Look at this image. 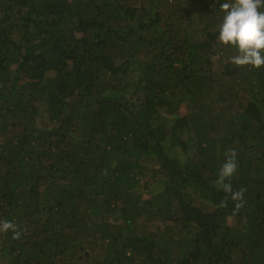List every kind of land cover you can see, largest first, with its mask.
<instances>
[{"label":"trees","instance_id":"trees-1","mask_svg":"<svg viewBox=\"0 0 264 264\" xmlns=\"http://www.w3.org/2000/svg\"><path fill=\"white\" fill-rule=\"evenodd\" d=\"M222 2L0 0V264H264V67Z\"/></svg>","mask_w":264,"mask_h":264},{"label":"clouds","instance_id":"clouds-1","mask_svg":"<svg viewBox=\"0 0 264 264\" xmlns=\"http://www.w3.org/2000/svg\"><path fill=\"white\" fill-rule=\"evenodd\" d=\"M219 8L223 17L218 28V41L236 50V54L230 57L231 63L240 67H264V0H223ZM224 156L226 160L214 183L236 202L233 210L236 214L244 206L247 189L241 187L234 191L231 184V178L238 169L236 150L230 148ZM218 207H227V197ZM9 230L13 239H20L22 231L18 225L6 219L0 220V232L7 233Z\"/></svg>","mask_w":264,"mask_h":264},{"label":"rangeland","instance_id":"rangeland-1","mask_svg":"<svg viewBox=\"0 0 264 264\" xmlns=\"http://www.w3.org/2000/svg\"><path fill=\"white\" fill-rule=\"evenodd\" d=\"M172 1V0H171ZM184 1H187V0H184ZM177 2H175V4H174V6L175 7H177V8H180V9H182V6L184 7L185 5L183 4V3H181V4H176ZM173 5H171V6H169L168 7V9H171V7H172ZM222 55L220 54V56H216V58H215V65H216V70L218 71V72H222L223 71V66H224V64H222V62L220 63L219 62V60H220V57H221ZM217 67H218V69H217Z\"/></svg>","mask_w":264,"mask_h":264}]
</instances>
